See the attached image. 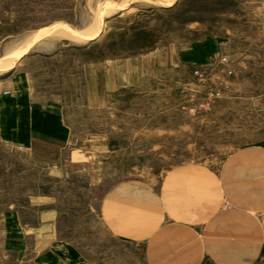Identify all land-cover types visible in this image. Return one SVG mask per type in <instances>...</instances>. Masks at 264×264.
Segmentation results:
<instances>
[{
	"label": "rangeland",
	"instance_id": "rangeland-1",
	"mask_svg": "<svg viewBox=\"0 0 264 264\" xmlns=\"http://www.w3.org/2000/svg\"><path fill=\"white\" fill-rule=\"evenodd\" d=\"M124 1L0 0V264H264V191L252 157L229 162L264 147V0H130L99 21ZM18 95L56 108L62 139H19ZM182 171L213 190L172 186ZM236 174L240 198L215 189ZM222 211L257 220L258 253L219 259L240 238L194 263L190 234Z\"/></svg>",
	"mask_w": 264,
	"mask_h": 264
},
{
	"label": "crops",
	"instance_id": "crops-1",
	"mask_svg": "<svg viewBox=\"0 0 264 264\" xmlns=\"http://www.w3.org/2000/svg\"><path fill=\"white\" fill-rule=\"evenodd\" d=\"M27 77L26 74L19 73L17 74V80H22ZM25 80V79H24ZM23 81V80H22ZM19 98L16 100L18 107L20 108V115L23 116L22 122L20 123V131L21 134L18 136L19 139H24V141L29 144H33L35 138L39 134L44 137H54L57 140L59 136L62 139L65 130L63 129L62 122V114L54 107H43L39 106L37 103H33L29 96L26 98L24 95H18ZM24 103V104H23ZM22 129V130H21ZM247 154V155H246ZM251 154V155H248ZM247 157H252L254 168L251 171L252 175L249 174L244 179H252L253 190L262 189L264 191V147L263 146H252L250 148H244L240 153L236 156H230V163H237L240 166L236 167L237 169H245L246 163L248 162ZM225 174V173H224ZM230 174H226V177L229 179ZM225 175L222 174L221 179L224 180ZM245 176V175H244ZM172 180H176L178 182H174L171 185L175 186H185L186 189H196L197 187L201 189H205V191L213 190V182L212 180L215 178L211 173L207 172H176L171 176ZM237 181L234 183H222V186L215 185V189L220 188L222 190H226V193H230L231 195L238 196L240 198V191H245V182L240 181V175L236 174ZM259 181V182H256ZM249 187H247L248 189ZM127 189L125 190V196H127ZM112 197V196H110ZM176 197V195H175ZM240 201V199H239ZM250 202V201H249ZM263 203V201H262ZM264 204V203H263ZM212 216V213H207L205 215H200L202 218H209ZM232 215V214H231ZM228 212H221L220 214L216 213L213 217L217 219L216 222H220V225H216L213 223L211 219V225H207L204 230L199 234L200 237L196 236V234L191 233L188 241V250L192 255V260L196 263L204 254V245L209 244L213 245L214 243H222V244H237L240 245V238H243V245L241 249L238 250V254L234 257L225 256L229 250H224L222 254L223 256L219 257L223 262L228 261L230 259H235L236 262L245 263L252 260L256 253L259 251L260 247V224L255 220L252 216H248V222L244 223V225L240 226V213L236 212L235 215H232V218H239L234 222L229 223V219L231 216ZM238 215V216H237ZM192 217V216H190ZM195 217V216H194ZM196 218V217H195ZM220 228V236H216L213 232V228ZM232 227V233H229V228ZM242 229V230H240ZM217 238H220L219 240ZM12 241V240H11ZM22 242V241H20ZM15 244V242H13ZM203 245V246H201ZM225 247V246H224ZM56 248V247H55ZM227 248V247H225ZM207 251V249H206ZM237 251V250H236ZM59 254V253H58ZM52 257H56L55 252L51 254ZM194 256V257H193Z\"/></svg>",
	"mask_w": 264,
	"mask_h": 264
},
{
	"label": "bare ground",
	"instance_id": "bare-ground-1",
	"mask_svg": "<svg viewBox=\"0 0 264 264\" xmlns=\"http://www.w3.org/2000/svg\"><path fill=\"white\" fill-rule=\"evenodd\" d=\"M128 1H130V0H125L124 2H122L121 4H119V5H114V6H111V3L110 2H102L99 6H100V14H99V21H100V18L102 17V15H104V14H108V13H110V12H112V11H114V10H116V9H119V8H121V7H123L124 5H126L127 4V2ZM173 0H161L160 2H161V4H168V3H171ZM98 7V6H97ZM100 23H98V25H99ZM56 28H58V26L56 27ZM95 31H96V29L94 30V31H92L91 33L93 34V33H95ZM57 32H58V30H57ZM55 33H56V31H55ZM40 34H43V32L42 33H40ZM48 34V33H47ZM28 41H30V40H28ZM13 58H15V56L13 57ZM13 64V60H11L7 65L8 66H11Z\"/></svg>",
	"mask_w": 264,
	"mask_h": 264
}]
</instances>
